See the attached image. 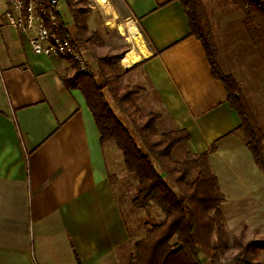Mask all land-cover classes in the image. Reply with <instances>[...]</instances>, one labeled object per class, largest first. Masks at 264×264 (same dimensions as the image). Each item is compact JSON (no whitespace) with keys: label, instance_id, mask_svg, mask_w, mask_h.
Returning <instances> with one entry per match:
<instances>
[{"label":"crops","instance_id":"crops-1","mask_svg":"<svg viewBox=\"0 0 264 264\" xmlns=\"http://www.w3.org/2000/svg\"><path fill=\"white\" fill-rule=\"evenodd\" d=\"M60 2L64 32L82 48L97 79L98 59L107 54L104 36L109 41L115 34L126 44L130 37L135 40V48L115 53L122 54L123 75L140 83L168 118V128L189 132L190 151L209 152L225 196L221 209L230 236L246 230L264 235V168L247 144L224 84L212 74L201 41L190 34L182 3L87 0L86 9L83 0H72L84 12L87 30L80 34L68 0ZM229 5L235 6L231 0ZM8 8L0 0V233L12 245L22 240V248L6 249V260L124 264L121 250L129 244L130 230L114 182L125 168L123 153L115 141L101 142L84 94L66 85L77 64L35 53L29 34L7 24ZM235 8L212 18L219 47L220 35L234 38L231 27L239 30L243 22ZM263 108L254 114L264 133Z\"/></svg>","mask_w":264,"mask_h":264},{"label":"trees","instance_id":"trees-1","mask_svg":"<svg viewBox=\"0 0 264 264\" xmlns=\"http://www.w3.org/2000/svg\"><path fill=\"white\" fill-rule=\"evenodd\" d=\"M179 1L189 18L190 34L201 41L212 74L224 84L229 102L242 118L247 144L264 168V133L235 75L222 68L207 5L203 0ZM231 1L242 12L247 33L252 38L264 36V0ZM68 2L79 33L84 34V12L73 7L72 0ZM121 57L122 54L100 57L99 79L94 70L79 69L66 85L79 88L84 94L101 142L113 140L122 151L125 168L137 181L132 207L158 210L160 218L146 222L147 232L129 246L124 264H223L222 255L235 247L238 237H231L226 228L221 209L225 196L209 152L194 153L188 149L182 157H173L179 145L188 143L189 132L176 127L160 131L157 122L161 113L143 115L134 97L139 90L122 89L120 84L124 74L118 64ZM249 247L253 251L264 249V240L252 241ZM252 248L245 249L246 257Z\"/></svg>","mask_w":264,"mask_h":264},{"label":"rangeland","instance_id":"rangeland-1","mask_svg":"<svg viewBox=\"0 0 264 264\" xmlns=\"http://www.w3.org/2000/svg\"><path fill=\"white\" fill-rule=\"evenodd\" d=\"M205 4L207 5L211 18H216L223 12V9H225V15L230 14L231 10L235 13L236 8L235 6H230L229 1L230 0H203ZM84 7L87 9V0H83ZM77 5H80V2H78ZM228 12V13H227ZM242 12H238L237 15H241ZM243 15V14H242ZM218 20V18H216ZM215 25L213 27L215 28L216 23L215 20L212 21ZM128 23L125 24V26ZM219 24V23H218ZM243 26V22L241 23ZM240 23H238V29L236 26L231 27L233 31H236V34H234V38H231V35L225 32L224 37L220 39L221 44V50L219 52V59L220 63L222 65V68L225 72H231L235 75L237 81L240 83V87L242 88V92L244 96L246 97V100L248 101V104L251 105L252 110H260L264 107V36H255L251 37L250 34L247 33L244 27H241ZM219 29L221 27L219 26ZM223 32V31H222ZM221 32V33H222ZM115 34H112L109 38V41L107 40V37L104 36L105 41L107 43V46H105V49L103 50V54L105 56H112L115 55L116 51L122 50V48L125 49L130 47L132 45L134 48L138 45L135 40L130 37L129 34H127L129 38V41L126 44L124 38H119L114 36ZM219 41V40H218ZM254 42V43H253ZM135 51V50H133ZM137 52V51H135ZM138 53V52H137ZM121 53H119L120 55ZM103 57V56H102ZM119 64V62H118ZM117 64V65H118ZM122 64L127 67V65L124 64V59L122 60ZM123 67V66H122ZM76 72L80 69L79 66L76 67ZM92 70V68H91ZM90 70V71H91ZM82 71V70H81ZM119 71V70H118ZM83 72V71H82ZM121 72V71H120ZM120 84L122 85V89L127 90H139L137 92V95L134 96L135 100L138 104V107L140 111L143 113V115H148L150 113L158 114L161 113L162 117L157 122V127L160 131H163L165 129H169L170 123L168 118L163 115L162 110L156 105H154L152 98L150 95L143 94V90L140 88V83H134L135 79L131 74L128 76L122 75L120 78ZM125 87V88H124ZM131 88V89H130ZM255 111V112H256ZM264 112V108H263ZM188 150V146L186 143H182L175 149V153L173 154V157L180 158L183 156V153ZM115 188L118 191L119 198L121 201V204L125 211V217L126 222L128 223L130 235H129V244L125 249H122L121 252L126 256L128 255L129 246L131 244L142 238L145 233L147 232L148 226L146 225L147 221H158L160 217H158V210L155 207L146 209H139L132 207L131 200L135 194V186L137 184V181L135 180V177L133 174L129 173L125 168L120 169L118 173H116L115 176ZM230 235V234H229ZM237 242H234L233 246L228 252H226L224 255H222L221 262L223 264H226L227 262H231L232 264H264V252L260 256L258 253L261 249H257L253 251L252 247H249V244H251L252 241L263 239L264 235H251L250 231H241L240 234H237ZM22 240L18 241L16 240V243L14 245L10 244V240H6L2 238V234L0 233V264H10L11 262H8L6 260L5 251L6 249L20 247ZM9 242V244L7 243ZM15 242V241H14ZM26 244L23 246L25 250ZM246 248H252L250 251L249 256H245L244 251ZM253 251V252H252ZM17 259H22L23 254L20 255V252H17ZM12 264H23L20 261H14Z\"/></svg>","mask_w":264,"mask_h":264},{"label":"built area","instance_id":"built-area-1","mask_svg":"<svg viewBox=\"0 0 264 264\" xmlns=\"http://www.w3.org/2000/svg\"><path fill=\"white\" fill-rule=\"evenodd\" d=\"M6 1L9 5L5 12L7 24L29 34L35 53L69 58L83 72L91 69L82 48L63 31L60 0Z\"/></svg>","mask_w":264,"mask_h":264}]
</instances>
